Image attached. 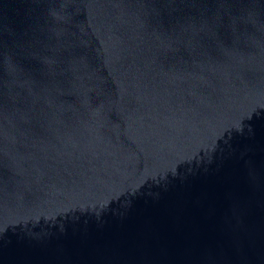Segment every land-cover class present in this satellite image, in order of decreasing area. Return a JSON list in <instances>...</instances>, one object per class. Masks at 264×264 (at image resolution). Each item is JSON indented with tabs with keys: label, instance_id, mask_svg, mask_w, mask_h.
Returning a JSON list of instances; mask_svg holds the SVG:
<instances>
[{
	"label": "water",
	"instance_id": "water-1",
	"mask_svg": "<svg viewBox=\"0 0 264 264\" xmlns=\"http://www.w3.org/2000/svg\"><path fill=\"white\" fill-rule=\"evenodd\" d=\"M0 264H264V0H0Z\"/></svg>",
	"mask_w": 264,
	"mask_h": 264
}]
</instances>
